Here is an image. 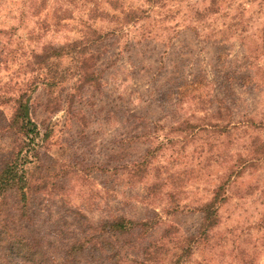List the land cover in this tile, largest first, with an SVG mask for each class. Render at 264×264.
Wrapping results in <instances>:
<instances>
[{"label":"rangeland","instance_id":"1","mask_svg":"<svg viewBox=\"0 0 264 264\" xmlns=\"http://www.w3.org/2000/svg\"><path fill=\"white\" fill-rule=\"evenodd\" d=\"M22 95L49 138L12 233L56 263L87 238L76 264H264V0H0V157Z\"/></svg>","mask_w":264,"mask_h":264},{"label":"trees","instance_id":"2","mask_svg":"<svg viewBox=\"0 0 264 264\" xmlns=\"http://www.w3.org/2000/svg\"><path fill=\"white\" fill-rule=\"evenodd\" d=\"M29 108L24 95L17 99L8 125L16 135L17 145L0 157V207L5 204L8 194L13 193L23 213L26 212L28 194L32 188L30 178L42 166L44 157L42 159L40 151H44L49 138L48 128H39L30 117ZM223 189L224 184L219 185L211 200L200 207L202 219L197 237L205 234L206 237L208 230L217 224L218 206L225 201ZM131 223L120 217L110 221L107 226L113 231H120ZM85 250L95 252L96 244L92 243V239L74 242L65 249L63 261L56 263L37 240L15 235L0 218V264H76V255Z\"/></svg>","mask_w":264,"mask_h":264}]
</instances>
